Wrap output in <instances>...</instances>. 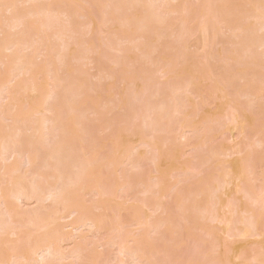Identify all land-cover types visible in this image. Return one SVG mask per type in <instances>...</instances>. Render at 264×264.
Segmentation results:
<instances>
[{"label":"bare ground","instance_id":"1","mask_svg":"<svg viewBox=\"0 0 264 264\" xmlns=\"http://www.w3.org/2000/svg\"><path fill=\"white\" fill-rule=\"evenodd\" d=\"M193 1L192 0H0V66H1L0 67V97H2L1 95H3V94L6 96L5 97L3 95L4 97L0 99V172H6V173H4V178H3L4 180L0 181L1 182L0 184L2 186V187H0V200L5 205V209L0 208V264H28V263L31 264V262H32V264H37V263L38 264H53L52 262H55L53 260H56L59 255L61 256V253H62L61 257L63 259L66 258L67 255L70 257L73 254L75 257L72 256L71 259L72 258L77 259V260L79 259V261L85 260L84 262H86V259H85L86 257H84L85 255L84 256L83 255L78 256L79 258L76 257V253H75L76 251L74 253L72 251L69 253L65 252V254H67V255L63 254L64 252L59 251L58 246H61L62 243H70V242H71V244H72V242L74 243L75 237L74 236H70V237L60 236V235H62V232L64 231V227L60 226V225H59L60 227L57 226L58 225L57 220L60 221V218H62L63 220L64 219L66 220L69 217H72V219H73L74 215L77 217V215L80 213L81 207H79V206L76 207V204L74 206V202H77V201H75V199L80 195L79 194L80 192L84 193V191L86 190L85 187L88 186L90 184V182H91V184H90L91 186L90 185L89 186L91 187V191H95L94 193H97L96 195H98V197H100V200H99L100 205L98 204V207L101 209H105L106 202H108L107 200H110V197L112 196V194L115 193L114 192L115 189H117L116 191H118L119 189H121V190L125 189L126 190L128 187L133 186L132 183H129L127 181L126 176L121 175L119 177H116L115 170H112L115 167H118L121 165L120 162L118 161L117 157L115 159L114 158L112 159L109 156V158L107 157V158L102 160L99 158L98 154H96L97 151L96 152H94V151L98 147V145L101 143L98 135L102 132L103 133L107 132V136H106L107 138L104 139L103 143H109L110 144L109 153L110 154L113 153L112 155H114V154L123 155V157L125 156L124 158H126V162H127V158L129 156L126 155L128 152V151H126V149L128 147L129 138L134 137V136H139L141 133H140V130H138L136 128L137 126L134 127V124L130 123L131 125H129V124H127V122H123L122 119H121L122 122L117 121L118 120L117 117H119V116H117V113H119L122 110H127L129 107L128 106L129 103L131 104V102H134V101L137 102L138 95L141 94L142 92L143 93H142V95H140V97H144L143 95L146 94V92L144 93V89H145V86L147 87L148 82H149V84L150 83L153 84L152 85L153 87L155 86V83L153 81L156 80L154 78V75L156 73L159 74L161 76V78H163L165 80V82H166V78H167V82H168V80H171L169 82H172V80H173V82L171 83V86L168 84L167 87H170V88H172V86L174 87L175 91H173V93L175 92L176 96L174 94H172V95H174L176 99L170 100V101H174L173 105L176 103V105H178V107H180V105H181V102L179 103L178 101L180 100L179 96H182V94H185L184 97L187 101V98L190 94H197L198 95V93L199 94L202 93V91H200V90H203V89H201L203 87L200 86V88L198 90V87H199L198 85H200L202 80H204L203 77H205V79L207 77L206 80L208 82L210 81L209 83H211L210 86H208L209 87L208 89L211 88L214 91L216 89V91H217V93L214 95V91L212 93L209 90L211 93L210 95L213 94V96L215 97L214 99L216 100V98H217V101H219L218 104L215 103L216 106L223 104L222 108H220L223 110L225 108V106L227 105V108H225V109L226 110L228 109V110L227 111L225 109L224 110L226 111V113L230 112V114L228 115V117L225 116L226 120L228 121L230 118L231 121L229 120L228 122L230 125L231 124L233 125V127H231V130L233 129L236 134H239V135L241 134L240 135L241 137L238 135H235L233 138H235L236 136H237L236 138H243V137L246 138L244 135L245 133L243 134V132H244L243 129H244V123L246 124L247 121L243 120L241 118V116H243L242 114H244V113L241 114V110L243 111V109H241V106L238 103H235L236 100L233 102V104L231 103L232 107H231V105L228 106L229 103L232 102L234 99L231 101H228L229 97H230L228 95L229 92H225L226 90L225 91H221V90H224L226 87H228V88L230 87V85L232 83L230 81H233V78L235 77L234 75H237V80L234 78L236 81L241 79V80L246 81L247 84H249V85L246 84L247 90L245 89L246 90L245 92H247V91H250V92L247 94L245 93L244 95H246V96H244L242 94L245 98L250 93L254 94V92H253L254 90H255V92L259 90V88L257 89L258 85L255 84V81L257 82V80H260V76L262 73H260V76H259L258 71H256L255 68H256V66L260 65L259 67H261V69H264V63L263 64L261 63L262 61H264V0H193ZM177 13H182V15L180 17H178V19H176L177 17H175V15ZM81 18L86 20L85 21L86 23L84 22V20H82V22H81L80 21ZM191 22L194 24V26L190 25ZM85 24H86V27L84 26ZM108 31H110L111 33H114L113 34L114 36L113 37H112V35L110 36L109 33H108L109 35L106 34V32H108ZM102 34H104L103 39L106 38L107 36L110 37V39L105 40L106 42L104 41L105 44L102 42L103 41L102 40ZM229 34H231V36ZM224 35H226L225 36L226 38L223 37ZM227 36H230L231 38H229ZM56 39H57V41L55 43ZM221 39L223 40L222 42H221ZM232 39H233V43L231 41ZM234 41H235V43H234ZM59 42H61V43H59ZM122 42H123V44H125V43L126 44L123 46ZM224 42H226V44H227L226 47H225V45H223ZM57 43H59V44H57ZM107 43H108V49H106ZM217 43L219 45H222V47L224 46L225 49H222L220 47L221 51H219V52L216 51L215 46L218 45ZM103 46L106 49L105 51H104V49L101 50V48ZM114 46H116V47L119 46V47H118V49L117 48L115 49ZM125 46H127V47H125ZM109 47L112 50L114 47V50L115 51L118 50V52H119V54L117 55L118 60L117 59L114 60V62H117V65L115 66L116 68L114 67V65L116 63H114V65H113L112 60L114 58H116V56H114V55H116V53H118V52L113 54L115 51L110 52ZM122 47H124V48H122ZM192 49H194L196 51L199 50L201 52V53L199 52L201 55L199 53H197L196 51H193ZM257 49H261L262 50L261 53H258ZM106 51H107V53H105ZM135 51H137V52H135ZM103 54H105V55L107 54L110 56L113 54L112 56H114V58L111 60L112 61L111 64L110 63H108V65L100 64V60H101L100 56ZM138 54L140 56L139 58L137 56ZM197 54H199V55H197ZM102 57H104V55ZM104 58H106V57H104ZM102 60H103V58H102ZM213 60L217 61V62H215L216 64L214 63ZM75 61H78V62L80 61L79 63L82 64L81 67H78L79 63L75 62ZM84 61L86 64L84 63ZM103 61H105V59ZM211 61L213 62V64L210 63ZM224 61L228 62L227 66L231 67V69H233V67L237 66V69L235 67V73L233 74V77H231V75L229 73L227 74V72H226L227 77H228V75L230 77L227 78L225 76L224 70H226V69L228 70V68L226 66H224L226 64ZM218 62H221V63L224 62L225 63V64L222 63V66H224V67H221V68H224V70L217 68V67H219V66H216V65H218ZM72 63L73 64L75 63V64L73 65ZM83 63L85 65H88L90 63L91 67H94V69L99 71L98 73L101 72L100 74L102 77L99 76V78H97V79L101 78V80H98V83L92 82L90 80H89L90 81L89 82L87 80V77L90 78V76H89V73L86 74V72H85L87 69L86 68L83 69V67H82L84 65ZM105 63H107V62L105 61ZM147 65L148 66L151 65L152 69H155L154 71L156 73L153 71L152 72L153 75H152V73L150 74L149 68H151V67L148 68ZM186 65H189L187 67H194V69L192 68L193 72H190V73L191 74L193 73L195 77L193 76V74L190 75L191 77L192 76L193 77L191 78L190 81L188 80V82L185 83L182 80L183 76H182L179 68L183 67V66L186 67ZM134 67H135V69L137 67V69L135 70ZM91 69H93V68H91ZM208 69H210V70H208ZM194 70H195V72H194ZM204 70H205V72L206 71L207 72L205 73ZM215 70H219V72H218L219 74ZM220 70L222 72H220ZM175 71H177V73L175 74V76H173ZM202 71L206 75L205 74L203 75ZM213 71L215 72V75L217 73V77L216 76L214 77L215 79H213V77H212V76H214ZM87 72H88V70H87ZM233 72H234V69H233ZM62 73H63V75L65 74L66 77L63 76ZM102 73H103V75H102ZM201 73L203 76L201 75ZM212 73H213V75H211ZM208 74L210 75V77H209L210 80L207 76ZM220 74L221 75L223 74V77L221 76V79H224V77H225L224 80L225 81L228 80V82L225 84V85H227L226 87L223 84L221 85V82L224 83L225 81L219 79L218 75H220ZM231 74H232V72H231ZM159 75H156L155 77H160ZM171 75L173 76V78H171ZM201 76H202V79H201ZM211 77H212V80H211ZM258 77H259V79H258ZM63 78H66V79H63ZM230 78H231V80H230ZM163 79L159 78L158 80L160 81ZM109 80H111V82ZM106 81L107 82L109 81V84H107ZM219 81H221V82H219ZM236 81H234L233 84ZM262 81H263V79H262ZM139 82L143 83V85H141V87H139L140 88L139 91L137 90L139 94L137 93V91L135 93L137 98L134 95V93L132 95H129V96H132L131 99H133V100L127 99L128 101H131L128 103V101L125 98V94H126L125 90L123 91V93H121L122 90H120V92H119V89L117 90V87H116V86H118L117 84L124 83L127 85V87L133 86L132 88H134V85L135 84L137 85V83H139ZM145 82H147V83L145 84ZM229 82H230V85H229ZM94 83H96V84H94ZM162 83H164V82H162ZM258 83H260V81ZM156 84H157V82H156ZM159 84H161V83H159ZM159 84H158V86H159ZM219 85H221L223 88L221 86L219 87ZM152 86L150 85L151 88H152ZM155 87L157 90V86H155ZM163 87H165V85L162 86L161 88H159V90H161L160 91L161 95H162L163 90H165V89H163ZM233 87H230V88L233 89ZM236 87H237V83H236ZM253 87H255L254 90H252ZM151 88H149V89H151ZM184 89H185V91H184ZM148 90H147V92H148ZM172 90H173V88H172ZM205 90H207V89H205ZM62 91H64V93H62ZM130 91H133V90H130ZM130 91H128V92H130ZM239 91H241V89ZM156 92L158 93L159 91L157 90ZM165 92H166V90L164 91L163 94H165ZM220 92L221 93L224 92V94L222 93L220 96ZM235 92H236V90H235ZM241 92L244 93L243 91H241ZM58 93H61L62 95L58 96ZM205 93H206V91H205ZM231 93H232L231 96L233 97V92H231ZM56 95H57V98H56ZM117 95L120 96V99L119 98L117 99L118 102H117L116 98L113 99V97L117 96ZM158 95H160V94H158ZM172 95L170 97L174 98V96H172ZM225 95H227V100L225 98ZM236 95H240V94L238 93ZM256 95L257 94H255V96ZM20 96H22V97L20 98ZM167 96H169V95H167ZM218 96L221 98L223 97L224 100H226V103L223 102L224 101L223 98L222 99L218 98ZM249 96H251V94ZM149 97H151V95ZM153 97L154 96H152L151 98H153ZM184 97H182V98H184ZM206 97H207V95H206ZM54 99L57 100L56 103L54 105L53 104L50 105V103L53 102ZM167 99H170V98L166 97V99H162L163 101L160 99L159 103H161V104H157V105L155 104V108H153V109H152L153 106H150L151 104H150L149 100L147 101V99H145L146 102H149L150 105L147 103L148 104V106H147L145 103V106H144L145 100H143L144 102H143L142 108H144V109H141V110H143V112H144L146 109L148 110V108L150 107L152 109V111H149V113L152 112V114H153V111H154L155 112L154 115H156V117H157V115L159 116V115L169 114L173 110V112L170 114L171 117L175 114H177L176 116H180L183 113L182 108L180 109L176 105H175L176 107H174L173 109L170 108L169 106H171L172 104L170 105V104L166 103L167 101L166 102L164 101ZM5 100H9V101H6V104H5ZM1 101L2 102L4 101V104L1 103ZM114 101H115V103L116 102L117 103L116 104L114 103V105H113ZM221 102H222V104H221ZM227 102H228V104H227ZM18 103L19 104L23 103V104H20V105H22L20 107V105H18ZM154 103H155V100H154ZM156 103H158V102H156ZM184 103H185V101H184ZM204 103L206 104L205 101L203 102V104ZM110 104H112L113 107H115L114 109H116L117 107H119L120 109L119 110L117 109L118 111H116L113 109V107L110 106ZM134 104H133V106L135 107L136 104L135 105ZM167 104L169 105L168 107H167ZM203 104H200L201 107H200L199 111H202V112L205 111L206 112L205 109H208V106L206 107L205 104L204 105ZM29 105H31V106L35 105L36 110L32 107L33 111H30L31 109L29 110V107H31V106H29ZM206 105H208V102ZM17 106L20 107V109L18 108L19 110L17 109ZM25 106H26V109H24ZM103 106L104 107L107 106V107H109L108 108L109 110H111V111L114 110L117 112L115 114L117 117L116 116L114 117V119L115 118L117 119V120L115 119L117 122L113 119V117L111 119H108L109 116H107V113H105V111H107L108 109L104 108V110H103V108H102ZM216 106H215V108H219V106L218 107H216ZM137 107H138V104H137ZM182 107H183V105H182ZM11 109H14V110H11ZM132 109L133 108L131 107V110ZM210 109H211V106H210ZM246 109H247V107H246ZM246 109H245V111L247 112ZM20 110H21V112H19ZM131 110L129 112H131ZM248 110H250L249 107H248ZM111 111H109L108 114L111 113ZM194 111H196V110H194ZM245 111H243V112H245ZM13 112H15V114H17V115L14 116ZM124 112L125 111H123V113ZM127 112H128V110H127ZM202 112H201V114H202ZM85 113H87L89 116H91L89 113L93 114L92 115L93 118H91L89 120H91L90 122L94 121L95 127L92 128L91 127L92 123H88L89 125L91 124L90 130H88L89 128H87V126H85L86 122L84 123V119L86 118V117H84L86 115ZM144 113H142V114H144ZM184 113H185V111H184ZM204 113H203V115H204ZM38 114L39 115L41 114V115L39 117H37ZM136 114L133 116H135L137 118L139 116L144 117L145 115H147V112L144 115H142V114L139 115L140 114L139 113L138 114L139 116L138 115L136 116ZM188 114L189 113H186V115L184 114V115H182V117L184 118ZM232 114H233V116L230 117ZM122 115H123V117L124 116H126L127 118L129 117V116H127L128 114H126V115L122 114ZM129 115H132V114H129ZM205 115H207V114L205 113ZM149 116L151 118V114ZM190 116H191V114H190ZM14 117L16 119H14ZM82 117H84V119H82ZM130 117H132V116H130ZM146 117L143 119H146ZM94 118H95V120H93ZM162 118H160L159 120H161ZM166 118L163 121H166ZM172 118H174V116ZM154 119H156V120H154L155 122L150 121V119H148V120L146 119L143 121L140 120L141 123H143L144 121L145 122L147 121L148 126H150V127L152 126V128L150 130V132H152L151 135H154L153 132H155V131L159 132L158 131L159 127H161L160 122L162 120L158 121L157 118H154ZM186 119L187 118L185 117V120ZM132 120H134V119H132ZM10 121L13 123H10ZM124 121H125V119H124ZM167 121H168V119H167ZM189 121H190V119H189ZM191 121H194V120H191ZM243 121H244V123H243ZM133 122H137V121H133ZM149 122H150V124H149ZM169 122H171L170 119H169ZM190 122H188V124ZM146 123L142 124L143 128H144V125H147ZM162 123H164V122H162ZM182 123H184L183 120H182L181 124ZM194 123H195V121H194ZM249 123H247V124H249ZM219 124H222V123L220 122ZM182 125L184 126V124H182ZM203 125H204V123H203ZM148 126H146V130H147V128H148V130L150 129ZM166 126H168V124ZM189 126H192V124H189ZM219 126H221V125H219ZM181 128H182L181 129L182 131H185L186 128H188L187 130L193 129V131H194V129H196L195 126L192 128L181 126ZM91 129H93L95 132H92L93 130L91 131ZM183 129H185V130H183ZM245 130L247 131L248 129L246 128ZM89 131H91V132H89ZM191 132L192 131H190L189 133H191ZM184 134H186V133H184ZM183 135H182V137L184 138ZM246 136H247V133H246ZM154 137H156V136L154 135ZM139 141H140V139H139ZM145 141H146V139L144 140V142L142 140L139 143L144 145V146L146 144L147 148H149L150 150L153 149V150L157 151V153L155 152L154 156L152 155L153 157L151 156V157H149V159L146 157L145 154H141L139 157L137 156L139 159H136V160L134 158H131L132 155L129 154L131 159L128 160V162L131 160L133 162V160H134V161H136V163L141 165L142 163L144 164L143 161L145 160L146 166H149L150 163L152 162L153 166L155 167V170L161 164H162V166H164V164H166V162L169 163V161L171 160L172 154H174L173 153L174 151L170 150V148H174V146L173 147L171 146L168 149L162 150V149L157 147V144L155 145L153 136H152L151 140H147L146 142ZM167 142H169V141H167ZM131 143H133V142H131ZM263 144H262V146H263ZM120 145H123V149H120L121 148ZM129 145H130V143H129ZM142 145H140V146H142ZM152 146H153V148H152ZM130 147L136 148V147H138V145L133 146V147L130 146ZM135 148H133V149H135ZM38 149H41L43 152L45 151L44 154L47 153L46 156H44L45 158L42 157L44 155L42 152H41V154H43V155L39 154L40 150L38 152ZM129 149L130 148H128L127 150H129ZM188 149H189V147H188ZM190 149L193 150L192 147ZM190 149H189V151H191ZM211 149H212V151H209L208 152L209 154L207 153L209 156V158L207 157L208 158L207 160H205L203 158L202 160L199 161V159H200L199 156H196V154L199 155L198 150L196 151L195 155L192 154V157L195 158L197 161L191 160V162H190V160H189L188 161L189 163L187 161H185L187 163L186 164V163H182V162H184L183 157H181V158H180V156L178 158L176 157L177 161L175 160L173 163L177 162V164L179 163L178 165H180V164H181V166L185 165L186 167L184 166V168H183V170H185V173L183 175L184 171H182L181 168H180L181 170L175 169L174 168L175 166L171 167V168H174V169H172L171 173L172 174L176 173L175 175H178V174L183 175L182 176L183 179H184L185 174L186 175L189 174L190 176H193V177L195 175L197 178H199L198 176L202 175L203 170L202 169L197 170V168H199V167L201 168V165L203 168L205 161L207 164L209 162H213L214 160L216 162L217 156L222 153V152L220 153V150L217 151L218 149L216 150L214 148V151H213V148H211ZM219 149H221V147ZM237 149L236 148H235V150L231 149V151L228 149L227 152H224V153L227 154V156L230 155L232 157V156H234L238 153H241L243 151V150L241 151L239 148H237ZM177 150L178 149H176V151ZM194 150H195V148H194ZM223 150H224V148H223ZM236 150H237V152H236ZM200 151L202 152V150H200ZM77 153H78V155H77ZM93 153H95V154H93ZM22 154H25V156H26L25 159L23 158L24 155H22ZM75 154L77 155V157L80 156V158H78L79 160L74 159L73 155H75ZM76 155H75V157H76ZM20 156H22V158H23L22 159L23 161L21 160L22 161L21 164H20V162L17 163V160L19 161L21 158ZM39 156H41L43 158V159L40 158L41 160H43V162L47 161L46 165L44 162L43 166H42V162L39 159ZM88 156H91V157L88 158ZM18 157H20V158L18 159ZM72 157H73L74 161H71V160H73ZM120 157H122V156H120ZM123 157L120 158V161H121V159H123ZM12 159L14 160L13 164H12V166L14 165V167L10 169V167H9L10 165L8 162H11ZM26 159L28 162L26 161ZM60 159L62 160V162L64 161L63 159H65V162L68 159L70 161H67V163H69V162H71V163H69L70 165L67 163H66L67 165H65L64 162L62 163ZM172 159H173V157H172ZM38 160H40L41 164L38 162ZM178 160L181 162H178ZM203 160H205V161H203ZM75 161L78 163L77 167L79 169L76 166H73L72 163H74L75 165L77 164V163H75ZM148 161H151L150 163H148L149 165H147ZM202 161H203V163H201ZM217 161H219V160L217 159ZM192 162L193 163L198 162L197 163L198 167L196 168L195 164L193 165L195 169L193 167H191V164H193ZM231 162L232 161L228 162L227 165H225L226 167H223L224 173L229 176L228 177L225 175V177H227V179L230 178L229 181L224 179L225 177L223 178L224 180L220 177L221 181H219L220 183H218L215 179L219 180V178H218L219 176L216 175L217 176V178H216V177H212L210 174V176H211V179L209 178L210 182L214 181V180L217 182V183L216 182L214 183L216 188H214L213 185H209L210 182H209V184L207 182V183H204L203 187L200 186L202 184H200V185L198 184L197 188L195 187V190L189 189V191H187V193H185L184 191L182 192V190H181L183 195L187 194L186 197L188 196L187 199H185V200H189V199L191 200L190 202L187 201V202H189L188 204L185 203L184 200H182L184 202L183 204H182V201H180L182 198L184 199L185 197L181 196L182 193L180 192V189H179V191H177V193H175V195H177V196H174L175 197L174 201L176 202L175 208L178 209V210L176 209L178 211V213H176L177 211L175 213L173 212V214H175V215H172V216H174V218L177 220L179 219L178 221H183V222L189 221V223L188 222L187 223L189 225L192 223L193 226H194V224L197 226V221L199 222V219H200L202 222L204 218L205 219L207 218L208 220H210L213 223L214 222L217 223V221H218V223L227 222L228 229L225 231V234L228 235V234L232 233V234H230L231 238L244 237V236L255 237V235H257L258 237H261L262 234L260 233L261 234L260 235L258 233V230L260 232L259 225H261V224H259L257 227L258 220L261 217L258 218V220H256V216H255V219H254V216H251L250 218L246 219L244 216H238V215L236 216L235 212H237V209L238 210L241 209L240 205H241L242 200H244V199H249L251 204H258V203L263 204L264 199L261 197H256V198L250 197L247 187L246 188L242 187L241 189L233 190L235 188V186H233V184L237 181H242L243 178L241 177V173L244 171L245 167L240 165L242 163L239 164V163H236L233 161L234 162V164H233ZM36 163L39 164V166L40 165L42 166V169L41 168H39V169L45 170V168H48L49 170H46L47 172H44V171L40 172L39 169H36ZM131 163H128V164H131ZM136 163L133 162L131 165H133V167L136 166L139 169V171L141 172L142 171L141 169H143V168H139L140 166L138 165L139 166L138 167L136 165ZM199 163H201L200 166H199ZM17 164L18 165L20 164V165L16 166ZM22 164L25 166L27 165L28 168L23 166ZM62 164H64V165H62ZM143 164L141 165V167L143 166ZM145 164H144V166H145ZM207 164H205V165H207ZM211 164L209 165L210 167H212ZM21 165L23 166V168H27L26 170H24L25 173L27 172L26 174H28V169L33 170L35 168L34 170H37V172H39V174L37 172L35 173V171H33L35 173V174H33V178H35L37 180L31 178L30 179L31 182H29V184L25 183L24 179H23L24 177L22 178L20 176L22 174L17 175V173L19 174L18 171H20L19 167H21ZM44 165H45V167H44ZM68 167L70 169H77L75 171H77V172L79 171V173H76V174L72 173L74 175V177H71L73 175H71V173L69 172L70 170ZM213 167H214V165H213ZM213 167L211 169H213ZM186 168L188 169L187 171H186ZM192 168L194 169V171L192 170ZM106 169L108 170V173H109L108 174L109 180L106 179L108 177L107 175H105L106 173L104 174V172L107 171ZM189 169L192 171H190ZM66 170L70 173V177L68 176ZM206 170L208 171L207 167H206ZM94 171H98V172H96L94 174L93 173ZM146 171H148V170L146 169ZM157 171H158V169H157ZM180 171L182 173H179ZM91 173H93V174L91 175ZM147 173H150V172L148 171ZM147 173L146 172L141 173V175H142V176L140 175L141 178H139L137 176L138 175L137 174L136 175L137 177L135 178V180L133 182L140 183V184H144L145 182L149 183V181H146V179H149L151 177H149L150 174H147ZM204 173H205V171H204ZM214 173H215V170H214ZM89 174H90V176H89ZM112 174H113V177L110 176ZM143 174H145V175H143ZM206 175H208V173ZM23 176H29V177H25V179H26L25 181H29L27 179H29L32 176V174H30V173H29V175L23 174ZM75 176H76V178H75ZM38 177L40 180L38 179ZM186 177H189V176L187 175ZM186 177H185V180L188 179ZM42 179L44 180L42 182H44V184H46V185L37 182V181L41 182ZM50 179L53 181H51L52 184L49 187V183H51V182H49ZM129 179H131V178H129ZM193 179L191 182H193ZM55 180H57V181L55 182ZM110 180H112V181H110ZM122 180H125V182ZM149 180H151V179H149ZM166 180H167V177L162 178L161 180H159L161 182H157V184L155 186L162 189L158 183H160V185H162L164 183L163 186H165ZM202 180H206L205 176H204V179H202ZM202 180H200V181H202ZM207 180H208V178H207ZM113 181H115V182H113ZM196 181H198V180H196ZM53 182H55L56 184L58 182H60L61 185H59V183H58V185L60 187L57 186ZM108 182H110V183L108 184ZM120 182H123V183L120 184ZM127 183H128V185H127ZM146 183L144 184L145 189H146V191H144V192H148V193H144V194H150L151 195L152 192L155 194L157 192V195L159 194V192H160V191L158 192L159 189H157V191L155 192L154 190H156L155 189L156 187L153 190V187L150 185L151 183L147 184V185H146ZM196 183H198V182H196ZM53 184H55L54 187L57 186L58 188H52ZM218 184H219V187H218ZM125 185H127V187H125ZM234 185H236V183ZM45 186H48V187H45ZM210 186L212 189L210 188ZM228 187H229V189H227ZM230 187H232V188L230 189ZM88 189L86 191H88ZM213 189L215 190V193H212V195H214V196L210 195L211 191L214 192ZM220 189L223 190V192ZM165 190L166 189H164V192H161V193L164 194ZM216 190L219 193L222 192L221 198L219 196L215 197L216 196ZM228 190L230 191V193L228 192ZM89 191H90V189H89ZM43 192H44V194H43ZM126 192H127V194L124 192L123 193L126 194V196H128L129 192L128 191H126ZM178 192H180V194ZM224 192H226L225 196L223 194ZM227 192L229 193L230 198L234 199L233 200L234 202H232V204L234 203L235 206H234V204L231 206L229 205L230 198L225 199L226 197H229L226 195ZM238 193L242 194L241 199L236 196V194H238ZM110 194H111V196H110ZM163 194H161V195H163ZM130 196H128L126 198L130 199L129 198ZM151 196L146 197L144 199V201H142V203L144 204V205H142V208H144V209H142V208L139 209L138 213L140 212V210H142L144 213L145 209L147 210V213H148V209H150V210L152 209V205L155 202H153V204L151 202H149L150 201L149 198H151ZM106 197L108 198L107 200H106ZM223 197H225V198L222 199ZM11 199L16 201V203H18V205L24 201H25V203L27 201L28 202L27 204H29L30 201L31 202L35 201V203L36 202H37V204L39 203L38 208L35 210H32L34 212H31V210H28V212L27 211H20L17 207L13 208L10 205H8L9 204L8 201H10ZM223 200H225V201H223ZM49 201H51L50 202L51 204L52 203L55 204V206H54L55 208L52 207L54 210H51L52 209L51 208L50 213L46 214L48 211H45V209H43V208L41 209L42 206L40 207L39 205L42 203H45V202H49ZM145 201H148V202H145ZM178 201H180L181 203ZM213 202H215V203H213ZM226 202H228V203H226ZM145 203H147V204H145ZM222 204H223V206H225L224 210H229V211L232 210V211H230V212H232L231 218L234 217V215L237 217V218H235V217L233 218L235 220H238L239 219L238 217H241L239 219V221L234 222L233 219H231V218L230 219L232 221L229 219H227L229 222L225 221L226 218L223 217V215L219 214V211L217 208L218 205H222ZM146 205L147 206L150 205V206H148L149 208ZM201 205L203 208L201 207ZM208 205L210 207L209 208L210 211L207 210ZM227 205L229 206L228 208H227ZM56 206H57V208L60 207L61 211H59V209L57 210ZM211 207H213V208L211 209ZM230 207H232V208L235 207V208L230 209ZM117 208H114V209H117ZM123 208H124V206H123ZM123 208H122V210L119 209L120 213H121V211L125 212L123 210ZM247 209H250V208H247ZM2 210H6L4 212V213H6V218H5L4 213L1 212ZM167 210L172 211L173 209L169 210V207L166 206V204H158V205H156V207L153 208L152 211L154 213L161 211V213L164 214V213H167ZM233 210H234V212H233ZM40 212H42V213L44 212V214H42ZM101 212H103V210H101ZM113 212L117 213L118 209L116 211L114 210ZM238 212H241V213H237V214L244 215L245 213L250 212V211H248V210L243 211V208H242V210L238 211ZM103 213H105V212H103ZM119 214H115V216L116 215L120 216ZM134 214H135V216H137L136 213H134ZM177 214H179V218L177 217ZM207 214H209V215H207ZM2 216H4L5 219ZM100 216H103V214ZM145 216H144V219L147 220L146 217L148 215L146 217ZM258 216H260V215H258ZM99 217H97L99 220L91 219L93 217H91V218L86 217L87 220L86 219H85L86 221L81 220L82 223H76L73 220L74 223H73V221L70 222L73 224L69 223V225H66L65 227L73 226V228H75L77 230L78 228H81L85 225H89V226L96 225V227H98L97 228L98 230L95 228L97 231H99L101 228H107V226L105 227V225H108L107 224L108 223L107 222V220H108L107 216L104 215V217H102V218L101 217L99 218ZM121 217H122V215H121ZM137 217H135L134 219H133V217H131L132 222H134L133 224H136V226L139 225V227H140V225L141 226L145 225V223H147V222H150L151 225L146 224L147 225L146 229L143 228L142 230H144V231L140 235H137L139 233L135 232L138 237L137 236L133 237L131 233L129 234L128 232H124L127 234L126 235L122 234V236H121L122 238H119L121 233H123V231H124V230H121L120 234H117V235H119V237L117 235L114 236V237H117L116 241L111 242V243H112V245L115 243L116 244V245L114 244L115 247L120 246V247H118L120 249V251L119 250L118 251L121 252L122 256L125 257L128 253L127 250L129 248L125 244H127L126 242H129L130 240L129 241L124 240V236L127 237V235H129L128 239L131 238L132 243H136V244L141 243V244H139V247H138V245H136L138 248H140V249H137L138 254L136 252V255L139 256L138 258L135 256V254L133 255V253L132 254L130 253L131 252L130 249H129L130 254L128 256L132 255V256L136 257L138 264H159L160 261H158V263H156L154 260H152L155 257V256H153V253H152V259H151V255H149L150 252H152V250L154 251V249H155L154 243L156 242L153 240H152L153 242L151 241L150 235H151V233L154 234L155 232H157V233H155L156 235L158 233L160 234L161 227L164 226V224H166V223L163 221L162 222L157 221L155 223L153 222L155 224L154 225L150 221L151 217L150 218L148 217L149 219L147 221L145 220L146 222L144 223V220H143V222H141L143 217H142V219H140V221L138 218H141V216L138 218ZM243 217H244V219L242 221ZM95 219H96V217H95ZM118 219L120 220V218H117L116 220L118 221ZM4 220H6L7 222ZM114 220H115V217H114ZM125 220H128V219H125ZM261 220H262V218H261ZM59 221H58V223H59ZM76 221H77V219H76ZM77 222H79V221H77ZM119 222H122V221H119ZM119 222H118V224H121ZM231 222H232V224H231ZM115 223H116V221H115ZM142 223H144V224H142ZM234 224L236 225V227L234 226ZM175 225H176V222H175L174 226ZM198 225H200V224H198ZM239 225H240V227H239ZM242 225H244V229L247 228L250 231L246 230V232H245L244 229H241ZM27 226L33 228V231ZM143 227H145V226H143ZM22 228H24L26 230L24 231V230H22ZM140 228H142V227H140ZM140 228L137 231L140 232ZM28 229H30L29 231H31L32 233L31 232L27 233L26 231H28ZM119 229H121V228H119ZM119 229L115 230V233H117L116 231H118ZM174 229H168L166 231V233H168V236H169L168 231L173 232L172 230H174ZM177 229H178V226H177ZM236 229H238V230H236ZM115 233H113V235H115ZM118 233H119V231H118ZM233 233H237V234H234L236 236H234ZM243 233L245 235H243ZM162 234L163 233H161V237H163ZM7 235H9L10 237L19 236V237H17V238H19L17 242L18 243L20 242V244L16 245V247H14V245L10 246L9 245V243L11 242L10 241L11 238H10V239H8L9 243H8V245L6 244L7 245V247H6V245L3 242L6 241L5 237ZM248 235H250V236H248ZM9 236H7V238ZM165 236H167V235H165ZM170 236H173V234H171ZM114 237H112V238H114ZM153 237H154V235H153ZM132 239H134V240H132ZM153 239H155V238H153ZM167 239L169 240L168 237H167ZM197 241L195 240V242H197ZM59 242H62V243H59ZM166 242H169V241H166ZM195 242H193V243H195ZM13 243H15V242H13ZM163 243L162 244L165 245V242H163ZM199 243H201V241ZM2 244L5 245V247H6L5 249H8V250L11 249L10 250L11 252L3 254L5 249H3ZM157 244L160 245L159 243H157ZM167 244L165 246H167ZM180 244L181 243H179V245ZM140 245H141V247H140ZM20 246H22V249ZM199 246H201V245L199 244ZM233 246H235V245H233ZM233 246L231 247L230 251L231 252L237 251ZM157 247L158 246H156V248ZM236 247L238 249L237 245H236ZM146 248H148L147 249L148 252L150 251L149 253H147V251L144 252V250H146ZM176 248H174V249L176 250ZM194 248L197 249V246ZM156 251H158V250H156ZM173 251L174 250H172V252ZM178 251L180 252V250H178ZM201 251H202V248H199V250H197V251L195 250L194 252H197L200 255ZM59 252H61V253H59ZM143 252H144V254H143ZM192 252L190 254H192ZM77 253H78V251H77ZM166 253H168V252L166 251ZM197 253H194V254H197ZM139 254H141V255H139ZM155 254H157V252L154 253V255ZM7 255L9 257L5 258V256H7ZM119 255H120V253H119ZM263 255H264V253H255L252 256L253 259L250 258L251 259L250 264L251 263L253 264L254 261L258 262V261H256V260H258V258H262V260L264 261ZM30 256H32V257H30ZM60 256L58 258L59 260H60ZM157 256H159V255L157 254ZM163 256H165V255H163ZM170 256H172V255L170 254ZM192 256L193 257L195 256L193 258L194 260L192 259ZM192 256L190 257L189 255H187V259L190 260V261L188 260L189 262H195V258L200 261L199 258L202 257V255L198 256V254L192 255ZM203 256H204V254H203ZM237 256L238 257L233 260L236 262V263L234 262V264H242L246 261V259L243 258L242 256H240V255H237ZM69 257H67L66 260L70 259ZM165 257H163V258H165ZM33 258H34V260H33ZM53 258H55V259H53ZM98 258H101V257L96 256L95 254L89 255V258H88V260L90 261L89 263L94 264L98 260ZM168 258H169V256H168ZM203 258H202V261L204 260ZM30 260H32V261H30ZM222 260L223 259L217 258V259L213 260L214 262L212 260H210V261H212L213 263H215V261H216L215 264H223V263L224 264H231L232 263L231 260L224 259L223 260L224 262ZM236 260H238V261H236ZM240 260H243V261H240ZM188 261L186 260L185 262L187 264H189ZM239 261H240V263H238ZM168 262H169V260L167 261V264H168ZM78 263H80V262H78ZM89 263H87V264H89ZM161 263L162 262H160V264ZM197 263H200V262H196V264ZM209 263H207V264H209ZM213 263H210V264H213ZM162 264H165V263L163 262ZM190 264H193V263H190ZM200 264H205V263L203 261V263H200ZM255 264H260V261L258 263H255Z\"/></svg>","mask_w":264,"mask_h":264},{"label":"rangeland","instance_id":"2","mask_svg":"<svg viewBox=\"0 0 264 264\" xmlns=\"http://www.w3.org/2000/svg\"><path fill=\"white\" fill-rule=\"evenodd\" d=\"M193 1V0H192ZM194 2V1H193ZM176 5V4H175ZM182 15V13H177L176 15H175V17H177L176 19H178V17H180ZM82 20H84V19H80V21L82 22ZM86 20H84V22H85ZM86 23V22H85ZM82 24V23H81ZM190 25L192 26H194V24L191 22L190 23ZM85 27H86V24L84 25ZM84 27V28H85ZM110 34V36L112 35V37L114 36L113 34L114 33H111L110 31H108V32H106V34ZM91 34V33H90ZM108 34V35H109ZM103 35L104 34H102V42L104 43V41L106 40V39H110V37H106V38H104L103 39ZM230 36H231V34H229ZM88 36V35H87ZM86 36V37H87ZM91 36V35H90ZM226 35H224L223 37H225ZM230 36H227V37H229V38H231ZM89 37V36H88ZM226 38V37H225ZM237 40V39H236ZM56 41H57V39L55 40V43H56ZM60 41V40H59ZM223 40L221 39V42H222ZM228 41V40H227ZM230 41V40H229ZM232 41V43H233V39L231 40ZM106 42V41H105ZM238 42V41H237ZM59 43H61V42H59ZM59 43H57V44H59ZM109 43V42H108ZM108 43L106 44L107 45V47H106V49H108ZM116 43V42H115ZM140 43V42H139ZM225 43V44H224ZM223 43V45H225V47L227 46V44H226V42H224ZM234 43H235V41H234ZM105 44V43H104ZM103 44V45H104ZM126 44V43H125ZM125 44H123V42H122V45L124 46ZM218 44V43H217ZM229 46V45H228ZM104 47V46H103ZM101 48V50H103L104 49V51L106 50L105 49V47L104 48ZM115 47V49L117 48L118 49V47H116V46H114ZM114 47H113V50L109 47V50H110V52H113V51H115L114 50ZM125 47H127V46H125ZM222 49H225L224 48V46L222 47V45H217V46H215V50L216 51H221V48ZM122 48H124V47H122ZM229 48V47H228ZM108 50V51H109ZM193 51H196V50H194V49H192ZM258 50V53H261V49H257ZM109 52V53H110ZM116 52H118V50L117 51H115L113 54H115ZM135 52H137V51H135ZM141 52V51H140ZM197 53H199L200 51L198 50V51H196ZM105 53H107V51L105 52ZM108 53V54H109ZM201 53V52H200ZM199 53V54H200ZM112 54V55H113ZM119 54V52L118 53H116V55H114V56H116V58H114V56H110V55H105V54H103L104 55V57H106V58H104V57H102L103 55H101L100 57V59L102 60V58H103V60L105 59V61L107 62V63H105V61H101L100 60V64H105V65H108V63H110L111 64V62L113 61V65H114V63H116L115 65H114V67L117 65V62H114V60H118V55ZM140 54V53H139ZM139 54L137 55L138 56V58L140 57L139 56ZM143 54V53H142ZM141 54V55H142ZM199 54H197V55H199ZM201 55V54H200ZM120 56V55H119ZM194 56V55H193ZM110 57V58H109ZM121 57V56H120ZM196 57V56H195ZM114 58V59H113ZM113 59V60H112ZM112 60V61H111ZM214 61V60H213ZM75 62H78V61H75ZM80 62V61H79ZM78 62V63H79ZM102 62V63H101ZM215 62H217V61H214V63ZM225 62V61H224ZM224 62H222V63H224ZM84 63H85V61H84ZM83 63V64H84ZM210 63H212L213 64V62L211 61ZM222 63L221 62H218V65H216V66H219V67H217L218 69H223L224 70V68H221V67H224V66H226L227 68H228V70L226 69V70H224L225 71V76L227 77V75H226V72H227V74L229 73L230 75H231V77H233V74L235 73V67H236V69H237V66H235V67H233V69H234V72H233V69H231V67H228L227 66V61L224 63L225 65L224 66H222ZM262 64L264 63V61H262L261 62ZM73 64V63H72ZM75 64V63H74ZM73 64V65H74ZM86 64V63H85ZM84 64V65H85ZM88 64V63H87ZM90 64V63H89ZM83 65L82 67H83V69L84 68H86L87 70H88V72H87V70L85 71L86 72V74H88L89 73V76H90V78H88L87 77V80L89 81H92V82H97L98 83V80H101V78L100 79H97V78H99V76H101V72L100 73H98L99 71H97L96 69H94V67H91V64L90 65ZM216 64V63H215ZM81 65L82 64H80L79 63V65H78V67H81ZM112 65V66H113ZM146 65V64H145ZM76 66V65H75ZM111 66V67H112ZM148 66V65H147ZM187 66H189V65H186V67H180L179 68V70L181 71V74H182V76H183V81L186 83V82H188V80L190 81L191 80V78L194 76V74H193V76L191 77L190 75H192L190 72H193V69H194V67H187ZM215 66V65H214ZM260 66V65H259ZM259 66H256V71H258V75L260 76V73H262L261 74V76H260V80H257V82L255 81V84H257L258 85V87H257V89L259 88V90L258 91H256L255 92V87H253V89L252 90H254L253 92H254V94L253 93H250L251 94V96H247L246 98L244 97V96H246V95H244L245 93L247 94V93H249L250 91H247V92H245L246 90H247V85H249V84H247L246 83V81H244V80H238V81H236L237 80V75H234L235 77V79L233 78V81H230L231 80V78H230V82H232L231 83V85H230V82H229V85H230V87H233V89H231L230 87L228 88V87H226L227 85H225L227 82H228V80H224L225 79V77H224V79H221V76L223 77V74L221 75H218L219 76V79L220 80H224L223 82L224 83H222L221 81H219V82H221V85L223 84L226 88L224 89V90H221V91H225V92H229L228 93V95L230 96L229 97V100L228 101H231V100H233L232 102H230L229 103V105L228 106H230L231 105V107H232V104H233V102L235 101V103H238L240 106H241V109H243V111H245V109H246V107H247V112L245 113V112H243L242 110H241V114L242 113H244V114H242L243 116H241V118L243 119V120H246L247 122H246V124L244 123V121H243V123H244V132H243V134L245 135V137L246 138H233L235 135H238V136H240L239 134H236L235 132H234V130L232 129L231 130V127H233V125L231 126L230 124H229V120H230V118H229V120L227 121L226 120V117L225 116H227L228 117V115L230 114V112H227L226 113V111L228 110H226L225 108H227V105L225 106V110L223 109H220V108H222V102H221V104L222 105H218L219 106V108H215V106H216V104L215 103H219V101H217V98H216V100L214 99L215 97L213 96V94L212 95H210L211 93H210V91L213 93V89H208L209 87L208 86H210V84L211 83H209L206 79H207V77H206V79H205V77H203L204 78V80H202V82L200 83V85H198L197 87H198V90H199V88H200V86L201 87H203V88H201V89H203V90H200V91H202V93L201 94H199L198 93V95L197 94H190L189 96H188V98H187V101H186V99H185V94H182V96H179V98H180V100L178 101L179 103L181 102V105H180V107H178V105H176V103L173 105V103H174V101H170V100H175L176 98H175V96H176V94H175V92L173 93V91H175L174 90V87L172 86V88H173V90H172V88H170V87H167L168 86V84L171 86V83L173 82V80H172V82H169V81H171V80H168V82H167V78H166V82H165V80L163 79V78H161V76L159 75V74H157L154 70L155 69H152V66L151 65H149L148 66V68L149 67H151V68H149V71H150V74L154 71L156 74L154 75V78L157 80H155V81H153L154 83H155V86H157V90L159 91L158 93L156 92L157 90H156V87L154 86H152L153 84H149V82L147 83V82H145V84L147 83V87L145 86V89H144V93L146 92V96L145 95H143L144 97H140V95H142V93L141 94H139L138 93V91H139V87H141V85H143V83H137V85L135 84L134 85V88H132L131 86H128L127 87V85L126 84H124V83H119V84H117L118 86H116L117 87V90L119 89V92H120V90H122L121 91V93H123V91L125 90V98H126V100L127 99H131L132 98V96H129V95H132L133 93H134V95L136 96V91H137V93L139 94L138 95V99H137V102H131V101H128V103L129 102H131V104L129 105L128 104V106L130 107H128V112H127V110H122V111H120L119 113H117L116 111H118L120 108L119 107H117L116 109H114L115 107H113V105H114V103H115V101L113 102V105L112 104H110V106L111 107H113V109L114 110H116V111H114V110H109L108 108L109 107H102L103 108V110H104V108H106V109H108L107 111H105V113H107V116H109L108 117V119H111L112 117H113V119H114V117L116 116L115 114L117 113V116H119V117H117V121H121L122 122V120H123V122H127V124H129V125H131V124H134V127L135 126H137L136 128L138 129V130H140V135L139 136H134V137H130L129 138V143H130V145H129V143H128V147H127V149L128 148H130L129 150H127L126 149V151H128L127 152V156H129L128 158H127V162H126V158H124L123 157V155H120V154H114V155H112V154H110L109 153V149H110V144L109 143H103V141H104V139H106L107 137V132L106 133H100L99 135H98V137H99V139H100V141H101V143L98 145V147L95 149V151L94 152H96L97 151V153L96 154H98V156H99V158L100 159H105V158H109V156L113 159H115L116 157L118 158V161L120 162V166H118V167H115L114 169H112V170H115V175H116V177H119V176H121V175H124V176H126L127 177V181L129 182V183H132L133 184V186H130V187H128L126 190L125 189H123V190H121V189H119L118 191H116L117 189H115L114 190V194H112V196H111V194H110V200H107L108 198L106 197V200L108 201V202H106V205H105V209H101V208H99L98 207V204L100 205V203H99V200H100V197H98V195H96L97 193H94L95 191H91V182H90V186L88 185V186H86L85 188H86V190L89 188L90 189V191H89V189H88V191H84V193H82V192H80L79 194V196L75 199V201H77V202H74V206H75V204H76V207L77 206H79V207H81V210H80V215L78 214H76L77 215V217L74 215L73 216V219H72V217H69L68 219H62V218H60V221L59 220H57V226H63L64 227V231L62 232V235H60V236H64V237H70V236H74L75 237V241H74V243L72 242V244H71V242L70 243H62V242H59V243H62V245L61 246H58L59 248V251H62V252H64L63 254H65V252L66 253H69V252H75L76 253V257L77 258H79L78 256H84V257H86L85 259H86V262H84L85 260H80L79 261V259L77 260V259H71V257L73 256V257H75L73 254H72V256H68L67 254H65V255H67V257H69L70 259H67L66 260V258H62L61 256H62V253L61 252H59V253H61V256H60V260L58 259L59 258V256H58V258L56 259V260H53V259H55V258H53L52 260L53 261H55V262H52L53 264H87V263H89L90 261L88 260V258H89V255H96V256H100L101 258H98V260L94 263V264H138V262H137V259H136V257L138 258L139 256H137L136 255V252H137V254H138V251H137V249H140V248H138L139 247V244H141V243H132L131 242V238L130 239H128L129 238V235H127V237L126 236H124V240H130L129 242H126L127 244H125V245H127V247H129L128 248V253H127V255L124 257V256H122V254H121V252H119L120 251V249L118 248V247H120V246H116L115 247V245L113 244L112 245V243L111 242H115L116 241V238L117 237H114V236H116L117 234H120V232H121V230H124L123 231V233H121V235H120V237H119V235H117L119 238H122L121 236H122V234H127V233H124V232H128L129 234L131 233L132 234V236L133 237H135V236H137V235H140L141 233H143V231L144 230H142L143 228L144 229H146V224H148V225H151V223L150 222H147V223H145L150 217H151V219H150V221L152 222V224H154L155 222H165L166 224H164V226H162L161 227V229H160V234L158 233L157 235L155 234V233H157V232H155L154 234L153 233H151V235H150V239H151V241L153 240V241H156L157 243H159L160 245H158L156 242L154 243V247H155V249H154V251L152 250V252H150V254L149 255H151V259H152V253H153V256H155L152 260H154L156 263H158V261H160V262H164L165 264H167V261L169 260V262H168V264H187L185 261L187 260H189V259H187V255H189L190 257L192 256V255H197L198 254V256H200V255H202V257L201 258H199L200 259V261L198 260V259H196L195 258V262H189L188 261V263L190 264V263H193V264H196V262H200V263H203V261H204V263L205 264H207V263H213L214 261L213 260H215V259H217V258H219V259H226V260H231V262L234 264V262L235 261H233L235 258H237L238 256L237 255H240V256H242L243 258H245L246 259V261L244 262V263H242V264H250V258H252V256L255 254V253H264V201H263V204H260V203H258V204H251V202L249 201V199H244V200H242V202H241V209L240 210H238L237 209V212H235V214H236V216L238 215V216H244L246 219L247 218H250L251 216H254V219H255V216H256V220H258V218H262V220H261V218L258 220V224H257V227H258V225L259 224H261V225H259V228H260V232H259V230H258V233L260 234H262V236L261 237H258L257 235H255V237H246V236H244V237H236V238H231V236H230V234H232V233H230V234H228V235H226L225 234V231L228 229V224H227V222H222V223H218V221H217V223H213V222H211L210 220H208L207 218L204 220L203 219V221L201 222V220L199 219V222L197 221V226L194 224V226L192 225V223L189 225L188 223H189V221H178L177 219H175L174 218V216H172V215H175V214H173V212L175 213L178 209L177 208H175V205H176V202L174 201V199H175V197L174 196H177V195H175V193H177V191H179V189H180V192H181V190H182V192L184 191L185 193H187V191H189V189H192V190H195V187L197 188V186H198V184L200 185V184H202V185H200L201 187H203V185H204V183H207L208 182V184H209V182H210V179H211V176L212 177H216L217 178V176L216 175H218L219 177V180H217V179H215L218 183H220L219 181H221V178L223 179L224 177H225V173H224V168L223 167H226L225 165H227V163L228 162H230V161H232L231 163H233L234 164V162H236V163H242V164H240L241 166H243V167H245L244 168V171L241 173V177L243 178L242 179V181H237V182H235L236 183V185H234L233 184V186H235V188L233 189V190H235V189H241L242 187L243 188H246L247 187V189H248V193H249V195H250V197H252V198H256V197H261V198H263L264 199V69H261V67H259ZM1 67V66H0ZM259 67V68H258ZM91 68H93V69H91ZM116 68V67H115ZM193 68V69H192ZM216 68V69H217ZM134 69H135V67H134ZM136 69H137V67H136ZM135 69V70H136ZM192 69V70H191ZM211 69V68H210ZM210 69H208V70H210ZM152 70V71H151ZM196 70V69H195ZM195 70H194V72H195ZM260 70V71H259ZM217 73L219 72V70H215ZM223 71V72H224ZM232 72V74H231V72ZM62 72V71H61ZM65 72V71H64ZM63 72V73H64ZM179 72V71H178ZM204 72H205V70H204ZM207 72V71H206ZM205 72V73H206ZM214 72V71H213ZM220 72H222L221 70H220ZM63 73H62V75H63ZM177 73V71H175V73L173 74V76H175V74ZM202 73H203V71H202ZM202 73H201V75H202ZM205 73H203V75L205 74ZM209 73V72H208ZM211 73V72H210ZM217 73H216V75H215V72H214V76H212L213 77V79H215L214 77L216 76L217 77ZM219 74V73H218ZM102 75H103V73H102ZM152 75H153V73H152ZM156 75H159L160 77H155ZM202 75V76H203ZM206 75V74H205ZM211 75H213V73L211 74ZM263 75V76H262ZM63 76H65L66 77V75L64 74ZM87 76V75H86ZM173 76L171 75V78H173ZM202 76H201V79H202ZM208 76V78L210 77V75L208 74L207 75ZM239 76V75H238ZM102 77V76H101ZM195 77V76H194ZM212 77H211V80H212ZM228 77H230L229 75H228ZM227 77V78H228ZM153 78V79H154ZM163 79V80H158V79ZM63 79H66V78H63ZM218 79V80H219ZM258 79H259V77H258ZM262 79H263V81H262ZM209 80H210V78H209ZM89 81V82H90ZM110 82H111V80H109ZM109 81L107 82L106 81V83L107 84H109ZM234 81H236L234 84H233V82ZM260 81V83H258ZM156 82H157V84H156ZM162 82H164V83H162ZM159 83H161V84H159ZM236 83H237V87H236ZM263 83V84H262ZM93 84V83H92ZM94 84H96V83H94ZM158 84H159V86H158ZM163 84V85H162ZM167 84V85H166ZM203 84V85H202ZM247 84V85H246ZM149 85V86H148ZM150 85L152 86V88L150 87ZM165 85V87H163V89H165L166 90V92H165V94H163L164 93V91L165 90H163V92H162V95L164 96H162L161 95V90H159V88H161L162 86H164ZM173 85V84H172ZM221 85H219V87L221 86ZM239 86V87H238ZM255 86V85H254ZM262 88H261V87ZM115 87V88H116ZM136 87V88H135ZM151 88V89H149V88ZM159 87V88H158ZM196 87V88H197ZM222 87V86H221ZM129 88V89H128ZM186 88V87H185ZM223 88V87H222ZM221 88V89H222ZM128 89V90H127ZM149 89V90H148ZM205 89H207V90H205ZM220 89V88H219ZM241 89V91H243L244 93H242L241 91H239ZM243 89V90H242ZM246 89V90H245ZM249 89V88H248ZM256 89V90H257ZM116 90V89H115ZM127 90V91H126ZM130 90H133V91H130ZM147 90H148V92H147ZM152 90V91H151ZM172 90V91H171ZM210 90V91H209ZM234 90V91H233ZM235 90H236V92H235ZM238 90V91H237ZM250 90V89H249ZM128 91H130V92H128ZM184 91H185V89H184ZM205 91H206V93H205ZM220 91V90H219ZM218 91V92H219ZM118 92V93H119ZM132 92V93H131ZM231 92H233V97L231 96L232 95V93ZM62 93H64V91H62ZM128 93V94H127ZM131 93V94H130ZM156 93V94H155ZM217 93V91H216V89H215V91H214V95ZM223 94H224V92H222ZM221 92H220V96H221V94H222ZM240 94V95H236V94ZM155 94V95H154ZM158 94H160V95H158ZM172 94H174V95H172ZM219 94V93H218ZM217 94V95H218ZM227 94V93H226ZM244 96H243V95ZM255 94H257L256 96H255ZM4 95V94H3ZM3 95H1L2 97H0V99L1 98H3L4 96ZM59 95H62L61 93H58V96ZM130 97H128V96ZM151 95V97L152 96H154L153 98H151V97H149ZM167 95H169V96H167ZM174 96V98L172 99L170 96ZM206 95H207V97H206ZM210 95V96H209ZM216 95V96H217ZM237 97H236V96ZM148 96V97H147ZM159 98H158V97ZM223 96V95H222ZM6 97V96H5ZM22 96H20V98H21ZM141 99H140V98ZM157 97V98H156ZM166 97H169L170 99H167V100H164L166 103H168V104H172L171 106H169L168 104H167V107L169 106L170 108H174V107H178V108H182V111H183V113L180 115V116H176L177 114H175V115H173L174 116V118H172L171 117V113L173 112V110L171 111V113H169V114H166V115H157V117H156V115H154V111H153V114H152V112H150L149 113V111H152V109L153 108H155V104L157 105V104H161V103H159V101H160V99L162 100V99H166ZM182 97H184V98H182ZM224 97V96H223ZM222 97V98H223ZM251 97V98H250ZM56 98H57V95H56ZM60 98V97H59ZM58 98V99H59ZM114 98H116V100L119 98L120 99V96H114L113 97V99ZM135 98V97H134ZM136 98H137V96H136ZM135 98V99H136ZM149 98V99H148ZM213 98V99H212ZM218 98H221V97H219L218 96ZM221 98V99H222ZM225 98H226V100H227V95H225ZM248 98V99H247ZM5 99V98H4ZM3 99V100H4ZM7 99V98H6ZM145 99H147V101L149 100V102H150V104H149V102H146V100ZM185 99V100H184ZM208 99V100H207ZM131 100H133V99H131ZM142 100V101H141ZM143 100H145V102L143 101ZM152 100V101H151ZM154 100H155V103H154ZM214 100V101H213ZM223 100H224V98H223ZM222 100V101H223ZM226 100H224L223 102H225L226 103ZM6 101H9V100H5V104H6ZM56 101L57 100H55L54 99V101L53 102H51L50 103V105L51 104H55L56 103ZM163 101V100H162ZM161 101V102H162ZM176 101V102H177ZM184 101H185V103H184ZM206 102V104H207V102H208V105H206L205 103V106L207 107L208 106V109H205L206 110V112L205 111H199L200 110V104H203V102ZM210 101V102H209ZM217 101V102H216ZM117 102H118V100H117ZM116 102V103H117ZM143 102H144V106H145V103H146V105L148 106V104L150 105V106H153L152 107V109L149 107L148 108V110L146 111L147 112V115H145L144 117L142 116H139V115H141L142 113H144L143 112V110H141V109H144V108H142V105H143ZM156 102H158V103H156ZM1 103H3L4 104V101L2 102L1 101ZM107 103V102H106ZM115 103V104H116ZM136 105H135V104ZM148 103V104H147ZM178 103V104H179ZM232 103V104H231ZM241 103V104H240ZM20 104H23V103H20ZM19 103H18V105H20ZM34 104V103H33ZM109 104V103H108ZM133 104L135 105V107L133 106ZM137 104H138V107H137ZM153 104V105H152ZM203 104V105H204ZM227 104H228V102H227ZM28 105V104H27ZM106 105V104H105ZM176 105V106H175ZM182 105H183V107H182ZM22 105H20V107H21ZM29 106H31V105H29ZM210 106H211V109H210ZM214 106V107H213ZM218 106H216V107H218ZM246 106V107H245ZM20 107H18L17 106V109L19 108L20 109ZM35 109V105L34 106H31V107H29V110L30 111H33V108ZM131 107L133 108L132 110H131ZM224 107V106H223ZM248 107H249V109L250 110H248ZM18 109V110H19ZM24 109H26V106L24 107ZM23 109V110H24ZM118 109V110H117ZM11 110H14V109H11ZM36 110V109H35ZM34 110V111H35ZM102 110V111H103ZM131 110V112H129ZM194 110H196V111H194ZM208 110V111H207ZM109 111H111V113H109L108 114V112ZM123 111H125L124 113H123ZM184 111H185V113H184ZM19 112H21V110L19 111ZM24 112V111H23ZM146 112L144 113V114H146ZM201 112H202V114H201ZM207 114V115H205V113ZM17 113V112H16ZM88 113V112H87ZM87 113H85L84 115V117H86L85 119H84V117H82V119H84V123H85V126H87V128H89L88 130H90V128L92 127H95L94 126V121H92V122H90L91 120H89V119H91V118H93L92 117V113H89L91 116H89ZM137 113V114H136ZM140 113V114H139ZM186 113H189L187 116H185L187 119L189 118L190 119V121L191 120H194L195 121V123H194V121H189V119L186 121L185 120V117L183 118L182 117V115H186ZM203 113H204V115H203ZM13 114H14V116H16L17 114H15V112H13ZM12 114V115H13ZM122 114H124V115H126V114H128L127 116H129L128 118L126 117V116H124L123 117V115ZM129 114H132V115H129ZM136 114V116L138 115L139 117L137 118V117H135V116H133V115H135ZM144 114H142V115H144ZM151 114V118H150V115ZM190 114H191V116H190ZM41 115V114H40ZM39 114H38V116L37 117H39L40 116ZM122 115V116H121ZM130 116H132V117H130ZM148 118H147V117ZM161 116V117H160ZM170 116V117H169ZM208 116V117H207ZM233 116V114L230 116V117H232ZM126 117V118H125ZM141 117V118H140ZM146 117V119L148 120V119H150V121H153V122H155L154 120H156V119H154V118H157V120L158 121H161L160 122V124H161V127H159V132H153L154 133V135L156 136V137H154V135H151V133L152 132H150V130H151V128H152V126L150 127V126H148V122L146 123L145 121L143 122L144 124L146 123L147 125H144V128L142 127L143 125V123H141V121H143V120H146V119H143V118H145ZM159 117V118H158ZM163 117V118H162ZM167 117V118H166ZM88 118V119H87ZM137 118V119H136ZM140 118V119H139ZM160 118H162L161 120H159ZM166 118V121H163L164 119ZM183 118V119H182ZM14 119H16L15 117H14ZM87 119V120H86ZM114 119V120H115ZM122 119V120H121ZM124 119H125V121H124ZM132 119H134V120H132ZM167 119H168V121H167ZM169 119L171 120V122H169ZM173 119V120H172ZM248 119V120H247ZM86 120V121H85ZM93 120H95V118L93 119ZM115 120V121H116ZM132 120V121H131ZM141 120V121H140ZM182 120L184 121V123H182V124H184V126L185 127H194L195 126V128L196 129H194V131H193V129L192 130H187L188 128H186V130L185 129H183V130H185V131H182L181 129V126L182 127H184L182 124H181V122H182ZM202 120V121H201ZM206 120V121H205ZM209 120V121H208ZM116 121V122H117ZM133 121H137V122H133ZM231 121V120H230ZM162 122H164V123H162ZM187 124H186V123ZM188 122H190L189 124H192V126H189V124H188ZM221 122L222 124H219V123ZM250 122V123H249ZM10 123H13V122H11L10 121ZM88 123H92V126L90 127V125L88 124ZM97 123V122H96ZM95 123V124H96ZM131 123V124H130ZM203 123H204V125H203ZM247 123H249V124H247ZM87 124V125H86ZM122 124V123H121ZM125 124V123H124ZM123 124V125H124ZM126 124V125H127ZM149 124H150V122H149ZM164 124V125H163ZM168 124V126H166ZM181 124V125H180ZM218 124V125H217ZM188 125V126H187ZM219 125H221V126H219ZM227 125V126H226ZM248 125V126H247ZM89 126V127H88ZM133 126V125H132ZM146 126H148L150 129L148 130V128H147V130H146ZM164 126V127H163ZM142 127V128H141ZM140 128V129H139ZM161 128V129H160ZM248 129L247 131L245 130V129ZM93 129H91V131H92ZM143 132H142V131ZM91 131H89V132H91ZM109 131V130H108ZM187 131V132H186ZM190 131H192L191 133H189ZM246 131V132H245ZM92 132H95L94 130L92 131ZM149 132V133H148ZM109 133V132H108ZM157 133V134H156ZM184 133H186V134H184ZM246 133H247V136H246ZM184 134V135H183ZM182 135L184 136V138L182 137ZM152 136H153V138H154V142H155V145L157 144V147L158 148H160V149H162V150H165V149H168L169 147H173L174 146V148H170V150H173L174 152V154H172V157H173V159H172V157H171V160L169 161V163H167L166 162V164H164V166H162V164L160 165V166H158V171H157V169L155 170V167L153 166V163L151 162V161H148L147 162V165H149L148 163H150V165L149 166H146V161L144 160L143 162H144V164H145V166H144V164H143V166L141 167V165H139L138 163H136V161H134L133 160V162H135L136 163V165L139 167V168H143V169H141L142 171L140 172L139 171V169L136 167V166H134L133 167V165H131L133 162H132V160L131 161H129L128 162V160H130L131 158H134L135 160L136 159H139L138 157L141 155V154H145L146 155V157L149 159V157H151L152 155L154 156V153L156 152L157 153V151H155V150H153V149H149V148H147L146 147V144H145V146L144 145H142V144H140L139 142H141L142 140H143V142H144V140L146 139V141L147 140H151L152 139ZM186 136V137H185ZM241 137V136H240ZM139 139H140V141H139ZM142 139V140H141ZM139 141V142H138ZM145 141V142H146ZM167 141H169V142H167ZM131 142H133V143H131ZM139 144H138V143ZM263 142V143H262ZM137 143V144H136ZM135 144V145H134ZM262 144H263V146H262ZM138 145V147H133V146H137ZM140 145H142V146H140ZM168 145V146H167ZM121 146V148L120 149H123V145H120ZM130 146H132L133 148H135V149H133V148H131ZM188 147H189V149L192 147L193 148V150H191V151H189V149H188ZM221 147V149H219ZM224 148V150H223V148ZM138 148V149H137ZM152 148H153V146H152ZM194 148H195V150H194ZM197 148V149H196ZM211 148H213V151H214V148L217 150V151H219L220 150V155H218L217 156V158H216V162H215V160L213 161V162H209L208 164L206 163V161L205 160H207L208 158H209V156H208V152L209 151H212V149ZM235 148L237 149V148H239L242 152L241 153H238V154H236V155H234V156H227V154H225L224 152H227V150L229 149L230 151H231V149H234L235 150ZM176 149H178L177 151H176ZM210 149V150H209ZM226 149V150H225ZM39 150H40V152H39ZM199 151L198 153H199V155L198 154H196V151ZM200 150H202V152L200 151ZM238 150V149H237ZM237 150H236V152H237ZM176 151V152H175ZM205 151V152H204ZM229 151V152H230ZM38 152H39V154H41V152L44 154L45 153V151L43 152L41 149H38ZM78 152V151H77ZM201 152V153H200ZM159 153V152H158ZM178 155H177V154ZM203 153V154H202ZM208 153V154H207ZM43 154H41V155H43ZM47 154V153H46ZM46 154H44L42 157H44V156H46ZM81 154V153H80ZM93 154H95V153H93ZM129 154H131L132 155V157L130 158V155ZM192 154H196V156H199V161L200 160H202L203 158L205 159V160H203V161H205L204 162V165H203V168H202V165H201V163H203V161L201 162V163H199V166L201 165V168L199 167V168H197L198 167V165H197V163L196 162H192L193 164H191V167H193L194 168V164H195V166H196V168H197V170L198 169H202L201 171H202V175L201 176H198L199 178H197L195 175H194V177L193 176H190L189 174H187L189 177H186L187 175L185 174V176H184V179L182 178V176L184 175V173H185V170H183V168H184V166L182 167L181 166V164L180 165H178L177 164V162H175V163H173L175 160L177 161V158L180 156V158L181 157H183V161L184 162H182V163H186L185 161H189L190 160V162H191V160H195V161H197L195 158H193L192 157ZM230 154V153H229ZM22 155H24L23 156V158L25 159L26 158V156H25V154H22ZM64 155V154H63ZM76 155V154H75ZM75 155H73L74 156V159L75 160H79L78 158H80V156H78L77 157V155H78V153H77V155H76V157H75ZM159 155V154H158ZM193 155V156H194ZM120 156H122L123 157V159H121V161H120V158H122V157H120ZM138 156V157H137ZM152 156V157H153ZM160 156V155H159ZM195 156V157H196ZM21 157V158H20ZM20 157H18V159L20 158V160L18 161L17 160V163H19L20 162V164H21V162L23 161L22 159V156H20ZM41 156H39V159L40 158H42ZM63 157V156H62ZM91 156H88V158H90ZM177 157V158H176ZM208 157V158H207ZM45 158V157H44ZM64 158V157H63ZM193 158V159H192ZM43 159V158H42ZM47 159V158H46ZM62 159V158H61ZM60 159V160H61ZM72 159H73V157H72ZM74 159L73 160H71V161H74ZM146 159V158H145ZM217 159L219 160V161H217ZM22 160V161H21ZM41 160V159H40ZM40 160H38V162L40 163ZM48 160V159H47ZM64 161V164L65 165H67V164H69V163H71V162H69V163H67V161H70V160H68L67 159V161L65 162V159H63ZM13 159H12V161L11 162H8L9 163V167H10V169L11 168H13L14 167V165L12 166V164H13ZM26 161H27V159H26ZM234 161V162H233ZM28 162V161H27ZM37 162V163H38ZM41 162H42V166H43V163L45 162V165H46V163H47V161H44L43 162V160H41ZM61 162H62V160H61ZM62 162V163H63ZM132 162V163H131ZM178 162H181V161H179L178 160ZM215 162V163H214ZM36 163V169H39V168H41L42 169V166L40 165L39 166V164H37ZM67 163V164H66ZM75 163H77L76 161H75ZM128 163H131V164H128ZM165 163V162H164ZM189 163V162H188ZM212 163V164H211ZM19 164V165H20ZM41 164V163H40ZM64 164H62V165H64ZM73 164V166H76L77 167V165H78V163L75 165L74 163H72ZM187 164V163H186ZM205 164H207V165H205ZM212 165V167H213V165H214V167H213V169H211L212 167H210L209 165ZM18 164L16 165V166H19ZM23 165V164H22ZM21 165V167H19L20 168V171H18L19 172V174L17 173V175H20V174H22V175H20L23 179H24V182L25 183H27V184H29V182H31L30 181V179L32 178V179H35V178H33V174H35L36 172H37V170H29L28 169V174H26L25 173V171L24 170H26L28 167H27V165L25 166V165H23V166H25V167H27V168H23V166ZM45 165H44V167H45ZM70 165V164H69ZM30 166V165H29ZM175 166V167H174ZM188 166V165H187ZM205 166V167H204ZM160 167V168H159ZM171 167H174L175 169H177V170H181L182 169V171H184L183 172V175H180V174H178V175H175V174H172L171 173V171H172V169H174V168H171ZM177 167V168H176ZM186 167V166H185ZM206 167L208 168V171L206 170ZM30 168V167H29ZM69 168V167H68ZM78 168V167H77ZM150 172V173H147L148 171H146V169ZM170 170H169V169ZM181 168V169H180ZM190 168V167H189ZM192 168V170L194 171V169ZM210 168V169H209ZM223 168V169H222ZM242 168V167H241ZM41 169H39V171L41 172V171H44V172H47L46 170H49L48 168H45V170L43 169V170H41ZM79 169V168H78ZM108 169V168H107ZM106 169V170H107ZM3 170V169H2ZM5 170V169H4ZM69 172L71 173V175H73L74 173L76 174V173H79V171L77 172V171H75V170H77V169H70L69 168ZM105 170V171H106ZM188 169L186 168V171H187ZM190 170V169H189ZM192 170H190V171H192ZM214 170H215V173H214ZM33 171H35V173L32 172ZM67 171V170H66ZM99 171V170H98ZM98 171H94L93 173L95 174L96 172H98ZM110 171V170H109ZM135 171V172H134ZM174 171V170H173ZM204 171H205V173H204ZM213 171V172H212ZM68 171H67V174H68V176L70 177V173H69ZM112 172V171H111ZM138 172V173H137ZM144 172H146L147 174H150L149 175V177H151V178H149V179H151V180H149V179H146V181H149V183H146L145 181V183H146V185L147 184H150L152 187H153V190H154V188L156 189V190H154L155 192L157 191V189H159L158 190V192H159V194L157 195V192H156V194L155 193H153L152 192V196L150 195V194H144V193H148V192H144V191H146V189H145V183L144 184H140V183H135V182H133L134 180H135V178L138 176L139 178H141V173H144ZM197 172V171H196ZM211 172V173H210ZM4 173H6V172H0V181L1 180H4L3 178H4ZM29 173L30 174H32V176L29 178V179H27V180H29V181H25L26 179H25V177H29V176H23V174L24 175H29ZM38 174H39V172H37ZM73 173V174H72ZM93 173H91V175L93 174ZM106 173V174H105ZM179 173H182L181 171L179 172ZM192 173V172H191ZM208 173V175H206ZM15 174V173H14ZM104 174L105 175H107L108 176V170L106 171V172H104ZM114 174V173H113ZM113 174L112 175H110V176H112L113 177ZM131 174V175H130ZM138 174V175H137ZM193 174V173H192ZM196 174V173H195ZM210 174H211V176H210ZM213 174V175H212ZM228 174V173H227ZM137 175V176H136ZM141 175V176H140ZM143 175H145V174H143ZM198 175V174H197ZM35 176V175H34ZM77 176V175H76ZM76 176H75V178H76ZM89 176H90V174H89ZM134 176V177H133ZM204 176H205V178H206V180H202V179H204ZM208 176V177H207ZM226 176H228V175H226ZM71 177H74V175L73 176H71ZM106 177V176H105ZM111 177V178H112ZM131 178V179H129V178ZM164 177H167V180H166V184H165V186H163L164 185V183L162 184V185H160V183H158L159 184V186L162 188V189H160V188H158L157 186H155L156 184H157V182H161V181H159V180H161L162 178H164ZM185 177L186 178H188V179H186L185 180ZM203 177V178H202ZM221 177V178H220ZM229 177V176H228ZM109 178V176L106 178L107 180H109L108 179ZM194 178V179H193ZM207 178H208V180H207ZM210 178V179H209ZM38 179H39V177H38ZM54 179V178H53ZM113 179V178H112ZM192 179H193V182H191L192 181ZM224 179H226V180H228L229 181V179H227V177H225ZM223 179V180H224ZM35 180H37V179H35ZM40 180V179H39ZM196 180H198V181H196ZM200 180H202V181H200ZM211 181L210 182V184L209 185H213L214 186V188H216L215 187V185H214V183L216 182V181ZM42 181H44L43 179L41 180V182H39V181H37L38 183H42V184H44V182H42ZM51 181H53V180H49V182H51ZM57 180H55V182H56ZM110 181H112V180H110ZM121 181V180H120ZM122 181H124L125 182V180H122ZM131 181V182H130ZM151 181V182H150ZM165 181V180H164ZM205 181V182H204ZM55 182H53V183H55ZM107 182V181H106ZM113 182H115V181H113ZM118 182V181H117ZM188 182V183H187ZM196 182H198V183H196ZM200 182V183H199ZM216 182V183H217ZM225 182V181H224ZM1 183V182H0ZM59 183V185H61L60 184V182H58ZM58 183L56 184L57 186H59L58 185ZM110 182H108V184H109ZM121 183H123V182H120V184ZM51 184H52V182L51 183H49V187L51 186ZM55 184H53V187L52 188H58L57 186L56 187H54L55 186ZM126 184V183H125ZM140 184V185H139ZM193 184V185H192ZM196 184V185H195ZM207 184V185H208ZM44 185H46V184H44ZM127 185H128V183H127ZM127 185H125V187H127ZM130 185V184H129ZM142 185V186H141ZM206 185V184H205ZM224 185V184H223ZM222 185V186H223ZM4 186V185H3ZM6 186V185H5ZM186 186V187H185ZM212 186V187H213ZM0 187H2L1 186V184H0ZM7 187V186H6ZM45 187H48V186H45ZM60 187V186H59ZM124 187V188H125ZM147 187V186H146ZM150 187V186H149ZM151 187V188H152ZM191 187V188H190ZM218 187H219V184H218ZM5 188V187H4ZM84 188V189H85ZM182 188V189H181ZM206 188V187H205ZM210 188H211V186H210ZM232 187H230V189H231ZM164 189H166L165 190V193L163 194V193H161V192H164ZM184 189V190H183ZM212 189V188H211ZM218 189V188H217ZM227 189H229V187L227 188ZM197 190V189H196ZM214 190V189H213ZM221 190V189H220ZM122 191V192H121ZM126 191H128L129 193H128V196H130L129 198L130 199H128V198H126V197H128V196H126V194H127V192ZM210 191V190H209ZM222 192H223V190H221ZM87 192V193H86ZM126 193V194H124V193ZM180 192H178L179 194H180ZM181 192V193H182ZM218 191L216 190V196L215 197H217V196H219L220 198H221V195H222V192L221 193H217ZM228 192L230 193V191L228 190ZM227 192V196H229V193ZM233 192V191H232ZM231 192V193H232ZM212 193H215V190H214V192H210V195H212ZM225 193L226 192H224L223 194H224V196H225ZM43 194H44V192H43ZM83 194V195H82ZM85 194V195H84ZM124 194V195H123ZM161 194H163V195H161ZM82 195V196H81ZM133 195V196H132ZM155 195V196H154ZM185 195V194H184ZM183 195V193H182V195L181 196H183V197H185L184 199L182 198L180 201H182V200H184L185 201V203H189L191 200L189 199V200H185V199H187V197H186V195L184 196ZM231 195V194H230ZM148 196H151V198H149L150 199V201L149 202H151L152 204H153V202H155L153 205H152V209L150 210V209H148V213H147V210L145 209L144 210V213H143V211L142 210H140V212L138 213V211H139V209H141L142 208V205H144L143 203H142V201H144V199L146 198V197H148ZM165 196V197H164ZM212 196H214V195H212ZM232 196V195H231ZM236 196L238 197V198H240L241 199V197H242V194H240V193H238V194H236ZM134 197V198H133ZM79 198V199H78ZM102 198V197H101ZM132 198V199H131ZM225 197H223L222 199H224ZM227 198H230V196L229 197H226L225 199H227ZM148 199V198H147ZM180 199V198H179ZM212 199V198H211ZM262 199V200H263ZM216 200V199H215ZM234 199H232V198H230V200H229V205L231 206V205H233L232 204V202H234L233 201ZM180 201H178V202H180ZM187 201H189V202H187ZM213 201V200H212ZM223 201H225V200H223ZM51 201H49V202H45V203H42V204H40L39 206L41 207V209L43 208V209H45V211H48L46 214H49L50 213V209L52 208V207H54L55 206V204H51L50 203ZM145 202H148V201H145ZM9 203V204H8ZM8 205H10L11 207H13V208H15V207H17L20 211H27L28 212V210H31V212H34V211H32V210H35V209H37L38 208V204H37V202L35 203V201H30L29 202V204H27L28 202L26 201V203H25V201L24 202H22V203H20L19 205H18V203H16V201H14V200H10V201H8ZM24 203V204H23ZM181 203V202H180ZM184 202L182 201V204H183ZM213 203H215V202H213ZM224 203V202H223ZM226 203H228V202H226ZM22 204V205H21ZM145 204H147V203H145ZM158 204H166V206H168L169 207V210H171V209H173L172 211H168L167 210V213H161V211L160 212H156V213H154L152 210H153V208L154 207H156V205H158ZM225 204V203H224ZM116 205V206H115ZM120 206V207H119ZM123 206H124V208H123ZM147 206V205H146ZM148 206H150V205H148ZM147 206V207H148ZM171 206V207H170ZM215 206V205H214ZM234 206H235V204H234ZM118 207V208H117ZM144 207V206H143ZM201 207H202V205H201ZM205 207V206H204ZM224 207L225 206H223V204L222 205H218L217 206V208H218V211H219V214H221V215H223V217H225L226 218V220L225 221H228L227 219H229V220H231V219H233L234 217L235 218H237L235 215H234V217H232L231 218V216H232V212H230V211H232V210H224ZM229 206L227 205V208H228ZM0 208L1 209H5V205L3 204V202L0 200ZM55 208V207H54ZM99 208V209H98ZM114 208H117L118 209V212L116 213V212H113L114 210L116 211L117 209H114ZM122 208H123V210L125 211V212H122L121 211V213H120V210L119 209H121L122 210ZM149 208V207H148ZM203 208V207H202ZM208 209V211H210L209 210V205H208V207H207ZM213 207H211V209H212ZM232 207H230V209H231ZM233 208H235V207H233ZM232 208V209H233ZM242 208H243V211L244 210H248V211H250V212H247V213H245L244 215H239V214H237V213H241V212H238V211H241L242 210ZM247 208H250V209H247ZM40 209V210H41ZM56 209L58 210L59 209V211H61V209H60V207H58L57 208V206H56ZM103 210V212H105V213H103V212H101V210ZM142 209H144V208H142ZM177 209V210H176ZM51 210H54L53 208L51 209ZM6 210H2L1 212H5ZM38 211V210H37ZM43 211V210H42ZM212 211V210H211ZM215 211V210H214ZM236 211V210H235ZM103 214V216H100V215H102L101 213ZM170 212V213H169ZM233 212H234V210H233ZM40 213H42V212H40ZM119 214L120 216H118V215H116L115 216V214ZM134 213H136V215L138 216V217H140L141 216V218H138L137 216H135V214ZM142 215H141V214ZM176 213H178V211L176 212ZM2 214V213H1ZM42 214H44V212L42 213ZM234 214V213H233ZM3 215V214H2ZM4 215H5V218H6V213H4ZM104 215L105 216H107V218H108V220H107V224L108 225H105V227L107 226V228H101L99 231H97L98 229V227H96V225H94V226H89V225H85V226H83V227H81V228H78L77 230L75 229V228H73V226H67V227H65L66 225H69V223L70 222H72L73 220L76 222V223H82V221L81 220H85L86 219V217H93V218H91V219H93V220H99L97 217H104ZM121 215H122V217H121ZM133 215V216H132ZM147 217H146V216ZM207 215H209V214H207ZM258 215H260V216H258ZM79 216V217H78ZM144 216L147 218V220L146 219H144ZM200 216V215H199ZM3 218H4V216H2ZM75 217V218H74ZM95 217H96V219H95ZM99 217V218H100ZM114 217H115V220H114ZM131 217H133V219L135 218V217H137L138 219H139V221H140V219H142V217H143V219L141 220V222H143V220H144V223H145V225H140V227H142V228H140L139 227V225H137L136 226V224H133L134 222H132V220H131ZM149 217V218H148ZM176 217V216H175ZM177 217L179 218V214H177ZM201 217V216H200ZM244 217L242 218V221H243V219H244ZM4 218V219H5ZM8 218V217H7ZM117 218H120V220L118 219V221L116 220ZM231 218V219H230ZM239 219L241 218V217H238ZM76 219H77V221H79V222H77L76 221ZM125 219H128V220H125ZM239 219L238 220H235V219H233V221L234 222H237V221H239ZM87 220V219H86ZM85 220V221H86ZM146 220V221H145ZM261 220V221H260ZM4 221H6V220H4ZM58 221H59V223H58ZM74 221H73V223H74ZM115 221H116V223H115ZM119 221H122V222H119ZM232 221V220H231ZM246 221V220H245ZM249 221V220H248ZM261 223H260V222ZM7 222V221H6ZM84 222V221H83ZM118 222L119 223H121V224H118ZM154 222V223H153ZM175 222H176V227L174 226V224H175ZM229 222V221H228ZM73 223H70V224H73ZM144 223H142V224H144ZM196 223V222H195ZM198 224H200V225H198ZM230 224V223H229ZM231 224H232V222H231ZM155 225V224H154ZM59 226V227H60ZM143 226H145V227H143ZM177 226H178V229H177ZM230 226V225H229ZM234 226L236 227V225L234 224ZM27 227H29V226H27ZM172 227V228H171ZM234 227V228H235ZM238 227V226H237ZM239 227H240V225H239ZM248 227V226H247ZM25 228V227H24ZM24 228H22V230H26V229H24ZM32 231H33V228H31V227H29ZM97 230H96V229ZM119 228H121V229H119ZM140 228V232L139 231H137L138 229ZM175 228V229H174ZM249 228V227H248ZM30 229H28V231H26L27 233H29V232H31V231H29ZM117 229H119L118 231H119V233H118V231H116L117 233H115V230H117ZM168 229H174V230H172L173 232H170V231H168L169 232V236H168V233H166V231L168 230ZM241 229H244V225H242V228ZM148 230V229H147ZM236 230H238V229H236ZM245 230V232H246V230L247 231H250V230H248L247 228H245L244 229ZM243 231V230H242ZM135 232H137V233H139V234H137L136 235V233ZM234 232V231H233ZM236 232V231H235ZM239 232V231H238ZM32 233V232H31ZM113 233H115V235H113ZM135 233V234H134ZM161 233H163L162 234V236L163 237H161ZM189 233V234H188ZM26 234V233H25ZM24 234V235H25ZM36 234V233H35ZM40 234V233H39ZM134 234V235H133ZM171 234H173V236H170ZM234 234H237V233H233V235ZM260 234V235H261ZM37 235V234H36ZM153 235H154V237H153ZM165 235H167V236H165ZM243 235H245L244 233H243ZM7 236H9V235H7ZM7 236L5 237V242H3L5 245L7 244L8 245V243H9V240L8 239H10V243H9V245L10 246H13L14 245V247H16V245H19L20 244V242L18 243L17 241H18V239L19 238H17V237H19V236H12V237H8L7 238ZM21 236V235H20ZM131 236V235H130ZM156 236V237H155ZM234 236H236V235H234ZM248 236H250V235H248ZM58 237V236H57ZM112 237H114V238H112ZM138 237V236H137ZM158 237V238H157ZM165 237V238H164ZM167 237L169 238V240L167 239ZM176 237V238H175ZM126 238V239H125ZM153 238H155V239H153ZM160 238V239H159ZM162 238V239H161ZM172 238V239H171ZM197 241H201V243H199L198 241V243L197 242H195V240ZM8 240V241H7ZM15 240V241H14ZM119 240V239H118ZM117 240V241H118ZM123 240V239H122ZM132 240H134V239H132ZM158 240V241H157ZM160 240V241H159ZM194 240V241H193ZM152 241V242H153ZM166 241H169V242H166ZM13 242H15V243H13ZM134 242V241H133ZM163 242H165V245L167 244V246H165V245H163L164 243ZM193 242H195V243H193ZM17 243V244H16ZM163 243V244H162ZM179 243H181L180 245H179ZM12 244V245H11ZM102 244V245H101ZM150 244V243H149ZM157 244V245H156ZM199 244L201 245V246H199ZM3 245V244H2ZM5 245H3V249H5L6 247H7V245H6V247H5ZM59 245V244H58ZM104 245V246H103ZM136 245H138V247L136 246ZM179 245V246H178ZM233 245H235V246H233ZM236 245L238 246V249H237V247H236ZM156 246H158L157 248H156ZM165 248H164V247ZM169 246V247H168ZM175 246V247H174ZM197 246V249L196 248H194V247H196ZM234 247L237 251H235V252H231L230 250H231V247ZM21 247V249H22V246H20ZM140 247H141V245H140ZM163 247V248H162ZM177 247V248H176ZM202 248V251L200 252V255H199V253H197V252H194L195 250L197 251V250H199V248ZM174 248H176V250L174 249ZM129 249L131 250V254L133 253V255L135 254V256L136 257H134V256H132V255H130V256H128L130 253H129ZM148 248H146V250H144V252H146L147 251V253H149L148 252V250H147ZM6 250V251H5ZM4 250V252H3V254L5 253H8V252H11L10 250H8V249H5ZM119 250V251H118ZM156 250H158V251H156ZM161 250V251H160ZM169 253H166V251ZM172 250H174L173 252H172ZM178 250H180V252L178 251ZM22 251V250H21ZM77 251H78V253H77ZM157 252V254L159 255V256H157V254H155L154 255V253H156ZM164 251V252H163ZM177 251V252H176ZM194 253H197V254H194ZM144 252H143V254H144ZM192 252V254H190ZM119 253H120V255H119ZM202 253V254H201ZM10 254V253H9ZM8 254V255H9ZM79 254V255H78ZM81 254V255H80ZM170 254L172 255V256H170ZM203 254H204V256H203ZM5 256V258L6 257H9V256ZM139 255H141V254H139ZM163 255H165V256H163ZM183 255V256H182ZM257 255V254H256ZM33 256V255H32ZM32 256H30V257H32ZM162 256V257H161ZM168 256H169V258H168ZM262 256V255H261ZM260 256V257H261ZM264 256V255H263ZM88 257V258H87ZM131 257V258H130ZM133 257V258H132ZM163 257H165V258H163ZM189 257V258H190ZM195 257V256H194ZM193 256H192V259L194 258ZM197 257V256H196ZM204 257V258H203ZM208 257V258H207ZM257 257V256H256ZM259 257V256H258ZM82 258V257H81ZM125 258V259H124ZM157 258V259H156ZM160 258V259H159ZM202 258L204 259L203 261H202ZM241 258V257H240ZM8 259V258H7ZM63 259V260H62ZM100 259V260H99ZM208 259V260H207ZM253 259V258H252ZM261 259V260H260ZM263 259H264V257H263ZM33 260H34V258H33ZM102 260V261H101ZM173 260V261H172ZM194 260V259H193ZM206 260V261H205ZM210 260H212V261H210ZM222 260V261H223ZM30 261H32V260H30ZM80 262V263H78V262ZM99 261V262H98ZM166 261V262H165ZM209 261V262H208ZM236 261H238V260H236ZM240 261H243V260H240ZM240 261L238 262V263H240ZM256 261H260V264H264V261L262 260V258H258V260H256ZM153 262V261H152ZM160 262H159V264H160ZM185 262V263H184ZM224 262V261H223ZM228 262V261H227ZM230 262V261H229ZM253 262V261H252ZM255 262V261H254ZM253 262V264H255V263H258V262H255L254 263ZM21 263V262H20ZM24 263V262H23ZM36 263V262H35ZM161 263V264H162ZM200 263H197V264H200ZM209 263V264H210ZM215 263H216V261H215ZM215 263H213V264H215ZM231 263V264H232ZM236 263V262H235ZM29 264V263H28ZM31 264H32V262H31ZM38 264V263H37ZM89 264H92V263H89ZM224 264V263H223ZM252 264V263H251Z\"/></svg>","mask_w":264,"mask_h":264}]
</instances>
